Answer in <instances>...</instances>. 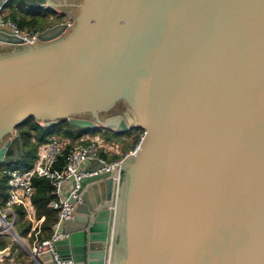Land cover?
<instances>
[{"label": "water", "instance_id": "95a60500", "mask_svg": "<svg viewBox=\"0 0 264 264\" xmlns=\"http://www.w3.org/2000/svg\"><path fill=\"white\" fill-rule=\"evenodd\" d=\"M24 1L70 22L33 43L0 31V165L30 118L142 130L119 166L70 181L58 255L264 264V0Z\"/></svg>", "mask_w": 264, "mask_h": 264}, {"label": "built area", "instance_id": "2783aa9c", "mask_svg": "<svg viewBox=\"0 0 264 264\" xmlns=\"http://www.w3.org/2000/svg\"><path fill=\"white\" fill-rule=\"evenodd\" d=\"M0 9V31L21 37L25 43H33L39 32L30 30L28 32L19 31L16 26L8 19H5ZM87 143H76L67 153L64 167L60 171L51 170L52 165L61 156L65 145L68 143L64 139L56 137L50 138L47 142L41 144L36 152L34 165L29 170H20L16 168L0 170V176L6 177L7 198L3 205H0V236L10 235L13 230V223L16 218L14 206L18 203L24 209L27 220L30 222V230L27 238L30 239V246L27 247L29 253V263L26 264H77L72 258H61L55 250V243L67 237L63 232V223L73 216L74 204L69 201V197H76L75 189L70 191V196L66 197L63 188L67 183L74 180L77 182L85 175H93L99 171H110L119 166L120 160L109 161L101 153L108 157L113 154H120V146L116 141L107 142L102 136L95 135L87 137ZM137 146L129 149L133 153ZM127 152V153H128ZM126 155V153L124 154ZM123 155V156H124ZM92 160H97L103 164L102 169L92 168L89 173H85V167ZM49 178L53 181L52 194L54 198L48 206L56 210V220L51 226V233L45 239H40L41 224L44 216L36 217L32 205L33 178ZM10 216V221L8 220ZM19 237V236H18ZM19 245L25 247L20 240ZM48 254L49 261L42 262V256ZM4 260V259H3ZM5 264H22L16 262L10 256Z\"/></svg>", "mask_w": 264, "mask_h": 264}, {"label": "trees", "instance_id": "16d2710c", "mask_svg": "<svg viewBox=\"0 0 264 264\" xmlns=\"http://www.w3.org/2000/svg\"><path fill=\"white\" fill-rule=\"evenodd\" d=\"M2 12H5V19L10 20L19 31L28 32L30 30L41 32L46 28H49L57 23L64 21V15L57 13L50 9H36L26 5L24 0H7L2 8ZM19 132L22 156L14 162L0 165V170L3 169H20L29 170L34 165L36 159V152L38 147L47 142L50 138L56 137L58 139H64L68 143L65 145L60 157L52 165L51 170L60 171L66 161L68 151L76 143H87V137H93L95 135L102 136L107 142L116 141L119 143L122 153L113 154L107 156L102 154L103 157L109 161H116L123 158V154L127 153L129 149H133L138 140L141 137V129H131L124 134H116L109 129L96 128L87 131H81L73 128L67 121H61L50 127L39 125L30 118L16 128ZM121 139V141H118ZM53 181L49 178H33L32 187V205L35 210L36 217L44 216V220L41 224L40 239L47 238L51 233V226L56 220V210L48 206L49 202L54 198ZM7 198V185L6 177L0 176V205H3ZM14 212L16 218L13 223V230L20 237H26L30 230V222L27 220L24 209L20 204L14 206ZM8 245H11V254H14V246L16 243H12L11 239L7 235L0 236V249H4ZM12 256V255H11Z\"/></svg>", "mask_w": 264, "mask_h": 264}, {"label": "crops", "instance_id": "0c3cea01", "mask_svg": "<svg viewBox=\"0 0 264 264\" xmlns=\"http://www.w3.org/2000/svg\"><path fill=\"white\" fill-rule=\"evenodd\" d=\"M88 166L85 168H88ZM95 167L97 166L95 165L94 168ZM68 189H69V183H67L65 187L63 188V193L68 191ZM20 240L24 243L25 247H22L20 245L14 246V254H11V255H12V259H14L16 262L26 264V263H29V259H30L28 249H27V247L30 246V239L27 238L26 236V237L20 238ZM49 258H50L49 255L46 254L42 256L41 260L42 262L47 263L49 261ZM6 261L7 259L0 260V264H5Z\"/></svg>", "mask_w": 264, "mask_h": 264}, {"label": "rangeland", "instance_id": "374dc122", "mask_svg": "<svg viewBox=\"0 0 264 264\" xmlns=\"http://www.w3.org/2000/svg\"><path fill=\"white\" fill-rule=\"evenodd\" d=\"M3 15H5V12L2 13ZM65 20V19H64ZM118 141H121V139H118ZM122 153V152H121ZM124 155V154H123ZM8 220L10 221V216L8 215ZM9 237V239H11V242L14 244L16 243V245H19V242L16 241L15 239H12L11 235H7Z\"/></svg>", "mask_w": 264, "mask_h": 264}, {"label": "flooded vegetation", "instance_id": "af4514ba", "mask_svg": "<svg viewBox=\"0 0 264 264\" xmlns=\"http://www.w3.org/2000/svg\"><path fill=\"white\" fill-rule=\"evenodd\" d=\"M63 19H65L64 21H62L61 23H69L70 22V20L65 16V17H63ZM58 24V23H57Z\"/></svg>", "mask_w": 264, "mask_h": 264}]
</instances>
